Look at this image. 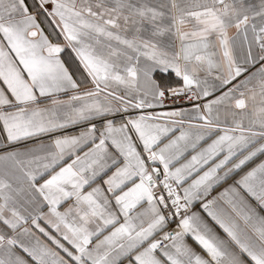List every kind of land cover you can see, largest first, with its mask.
<instances>
[{"label": "snow or ice", "instance_id": "1", "mask_svg": "<svg viewBox=\"0 0 264 264\" xmlns=\"http://www.w3.org/2000/svg\"><path fill=\"white\" fill-rule=\"evenodd\" d=\"M0 264H264V0H0Z\"/></svg>", "mask_w": 264, "mask_h": 264}]
</instances>
